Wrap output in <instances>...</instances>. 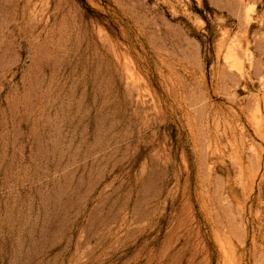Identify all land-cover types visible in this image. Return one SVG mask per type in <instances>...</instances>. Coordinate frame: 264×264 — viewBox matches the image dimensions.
I'll return each instance as SVG.
<instances>
[{
    "label": "rangeland",
    "instance_id": "1",
    "mask_svg": "<svg viewBox=\"0 0 264 264\" xmlns=\"http://www.w3.org/2000/svg\"><path fill=\"white\" fill-rule=\"evenodd\" d=\"M0 264H264V0H0Z\"/></svg>",
    "mask_w": 264,
    "mask_h": 264
}]
</instances>
